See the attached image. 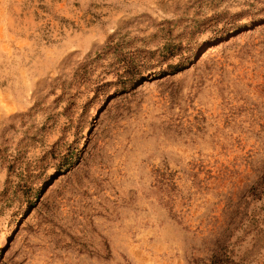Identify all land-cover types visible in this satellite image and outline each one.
Wrapping results in <instances>:
<instances>
[{
  "label": "rangeland",
  "instance_id": "1",
  "mask_svg": "<svg viewBox=\"0 0 264 264\" xmlns=\"http://www.w3.org/2000/svg\"><path fill=\"white\" fill-rule=\"evenodd\" d=\"M0 264H264V0H0Z\"/></svg>",
  "mask_w": 264,
  "mask_h": 264
}]
</instances>
